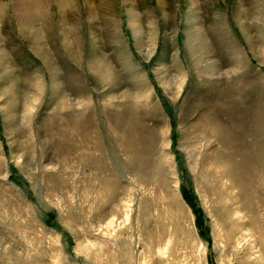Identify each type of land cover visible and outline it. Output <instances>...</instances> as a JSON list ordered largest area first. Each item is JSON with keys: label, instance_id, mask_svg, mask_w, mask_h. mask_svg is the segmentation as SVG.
Masks as SVG:
<instances>
[{"label": "rangeland", "instance_id": "obj_1", "mask_svg": "<svg viewBox=\"0 0 264 264\" xmlns=\"http://www.w3.org/2000/svg\"><path fill=\"white\" fill-rule=\"evenodd\" d=\"M132 1L0 0V264H246L221 165L264 251V0Z\"/></svg>", "mask_w": 264, "mask_h": 264}, {"label": "bare ground", "instance_id": "obj_2", "mask_svg": "<svg viewBox=\"0 0 264 264\" xmlns=\"http://www.w3.org/2000/svg\"><path fill=\"white\" fill-rule=\"evenodd\" d=\"M130 2L132 4V9H134L133 1L130 0ZM11 3L13 5L15 17L20 20L22 19V15L25 16V18L32 16L35 18V16L39 14H45V7L41 11L38 10L40 4L48 6L49 10L51 6H60L63 4V8L65 7L64 11L67 15L66 6L69 4V0H11ZM4 14L5 11L0 9V18H3ZM11 17L13 18V16ZM181 85L183 86V84ZM181 85L176 88L178 91L180 90ZM168 86L169 85H164L166 89H168ZM35 101L36 100L34 99L32 104H34ZM33 111V105H28L26 107V115H30ZM211 171L213 173V175H211V180L214 183V193L222 207L227 211L228 223L230 224L229 230H225L219 225L215 226L216 229H214V234L218 239L219 244L223 246L229 244L234 250H236L238 246H241V256L244 260L245 258L247 259L246 264H264V251L259 243L261 238L256 237L255 233L249 227L247 218L240 215L241 201L235 179L232 178L230 171L225 165L218 166ZM112 224L113 223L111 222V225ZM170 239L171 240H169L167 244L158 248V253L162 256V264H194L195 252L194 250H190L194 248V245H192L190 241H187L185 243L187 249L182 250L184 253L181 251L180 254L174 258L172 252L176 241L173 240L172 237H170ZM246 240L248 241L246 242ZM243 241L247 243V246L242 245V243H244ZM140 262L141 264H153V260L146 262L143 257L140 259Z\"/></svg>", "mask_w": 264, "mask_h": 264}]
</instances>
